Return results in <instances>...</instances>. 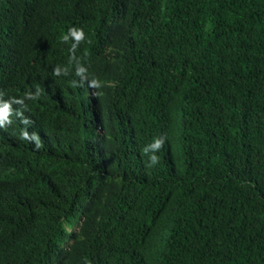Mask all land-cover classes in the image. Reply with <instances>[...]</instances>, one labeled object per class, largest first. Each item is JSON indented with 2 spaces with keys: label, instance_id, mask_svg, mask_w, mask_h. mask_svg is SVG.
Returning a JSON list of instances; mask_svg holds the SVG:
<instances>
[{
  "label": "trees",
  "instance_id": "1",
  "mask_svg": "<svg viewBox=\"0 0 264 264\" xmlns=\"http://www.w3.org/2000/svg\"><path fill=\"white\" fill-rule=\"evenodd\" d=\"M0 264H264V0H0Z\"/></svg>",
  "mask_w": 264,
  "mask_h": 264
},
{
  "label": "clouds",
  "instance_id": "2",
  "mask_svg": "<svg viewBox=\"0 0 264 264\" xmlns=\"http://www.w3.org/2000/svg\"><path fill=\"white\" fill-rule=\"evenodd\" d=\"M159 143H160V141H157L155 146H158V145H159ZM153 159H154V158H153Z\"/></svg>",
  "mask_w": 264,
  "mask_h": 264
}]
</instances>
